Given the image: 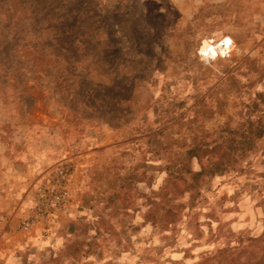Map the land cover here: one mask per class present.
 I'll use <instances>...</instances> for the list:
<instances>
[{
  "label": "rangeland",
  "instance_id": "1",
  "mask_svg": "<svg viewBox=\"0 0 264 264\" xmlns=\"http://www.w3.org/2000/svg\"><path fill=\"white\" fill-rule=\"evenodd\" d=\"M0 264H264V0H0Z\"/></svg>",
  "mask_w": 264,
  "mask_h": 264
},
{
  "label": "built area",
  "instance_id": "2",
  "mask_svg": "<svg viewBox=\"0 0 264 264\" xmlns=\"http://www.w3.org/2000/svg\"><path fill=\"white\" fill-rule=\"evenodd\" d=\"M223 39L218 42H209L210 46L207 50H204L206 58L209 59L219 55L224 56L231 54L234 45L223 43ZM69 183V169L66 166L59 167L52 180L49 182V185L40 189L38 203L35 207L36 217H42L51 212H61L65 210L71 198L68 188ZM36 217L23 220L21 223L22 229L26 231L30 230L36 222Z\"/></svg>",
  "mask_w": 264,
  "mask_h": 264
},
{
  "label": "bare ground",
  "instance_id": "3",
  "mask_svg": "<svg viewBox=\"0 0 264 264\" xmlns=\"http://www.w3.org/2000/svg\"><path fill=\"white\" fill-rule=\"evenodd\" d=\"M223 43H230V45H233V39H231L229 36L225 37L223 39ZM210 46L209 44V41L208 40H205V43H204V46L203 48H208ZM230 47V46H229ZM203 50V49H202ZM204 50H207V49H204ZM206 57V56H205ZM218 56H215L214 59H216Z\"/></svg>",
  "mask_w": 264,
  "mask_h": 264
}]
</instances>
